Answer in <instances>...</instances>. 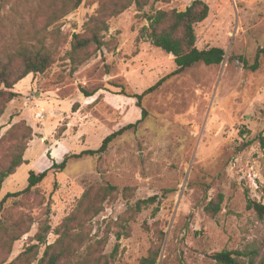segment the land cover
Returning a JSON list of instances; mask_svg holds the SVG:
<instances>
[{"label":"rangeland","instance_id":"374dc122","mask_svg":"<svg viewBox=\"0 0 264 264\" xmlns=\"http://www.w3.org/2000/svg\"><path fill=\"white\" fill-rule=\"evenodd\" d=\"M193 1L83 0L72 10L75 0H0V57L26 48L50 58L0 100V171L21 148L26 161L2 183L0 202L26 188L30 171L97 150L139 121L134 96L165 78L143 98L145 118L103 155L70 158L5 200L0 264H216L221 251L264 264V219L247 208L264 204V58L248 69L264 48V0H201L209 13L194 26L195 47L220 48L224 59L166 77L174 58L142 30L157 11ZM93 32L99 47L71 52L74 35ZM21 69L16 62L10 78ZM218 194L211 217L205 207Z\"/></svg>","mask_w":264,"mask_h":264},{"label":"trees","instance_id":"16d2710c","mask_svg":"<svg viewBox=\"0 0 264 264\" xmlns=\"http://www.w3.org/2000/svg\"><path fill=\"white\" fill-rule=\"evenodd\" d=\"M83 0H75L72 10L76 9ZM67 11L61 13V17L65 16ZM209 13V7L201 0H194L184 11L170 12L157 11L154 15L147 18L148 26L143 28L144 37H146L152 46L160 49L166 54L174 56L175 70L168 76L180 74L184 70L192 67L197 63H202L205 66L219 65L224 59V51L220 48L212 47L199 50L195 47L194 26L203 22ZM104 25V24H101ZM106 28V27H105ZM104 28V29H105ZM100 40L97 32H93L88 38H80L78 35L73 36L71 42V52L77 53L89 45L100 46ZM264 58V48L257 50L253 63L248 67L250 71H256L259 68L260 60ZM22 65L21 71L13 78H10V69L16 63ZM50 64V58L43 53H29L26 48H20L14 53L6 57H0V100L10 101L14 94L9 92L13 87L29 74L43 73ZM165 78L159 80L156 84L143 91L140 95H135L136 106L141 111V119L135 124L128 125L103 139L100 147L97 150H85L78 155L64 156L60 163L53 162L51 167L41 173L35 174L30 171L27 178V186L24 190L15 194H7L0 202V209L8 197L19 196L28 193L32 188L41 183L49 171H62L67 161L70 158H81L83 156L103 155L108 146L124 131H127L139 124L146 116L145 110L142 108V100L145 96L157 89ZM86 96H90L86 94ZM25 148H21L17 154H14L9 165L0 171V189L4 180L14 174L15 170L26 163L23 159ZM157 197H151L147 200L140 201L139 204H150L155 202ZM223 201V196L218 194L215 200H212L205 207L206 213L214 217L220 210ZM247 208L255 212L257 217L264 219V204L253 201L247 202ZM247 253L221 251L211 256V259L216 264H237V257H246ZM47 264H56V259L50 256ZM140 264H155L153 257L145 258ZM252 264V262H249Z\"/></svg>","mask_w":264,"mask_h":264},{"label":"water","instance_id":"95a60500","mask_svg":"<svg viewBox=\"0 0 264 264\" xmlns=\"http://www.w3.org/2000/svg\"><path fill=\"white\" fill-rule=\"evenodd\" d=\"M171 58H174V56L172 54H169Z\"/></svg>","mask_w":264,"mask_h":264},{"label":"built area","instance_id":"2783aa9c","mask_svg":"<svg viewBox=\"0 0 264 264\" xmlns=\"http://www.w3.org/2000/svg\"><path fill=\"white\" fill-rule=\"evenodd\" d=\"M37 117H41V115H40V114H38V115H37Z\"/></svg>","mask_w":264,"mask_h":264}]
</instances>
